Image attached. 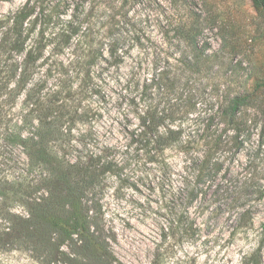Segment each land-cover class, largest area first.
<instances>
[{
    "label": "rangeland",
    "instance_id": "obj_1",
    "mask_svg": "<svg viewBox=\"0 0 264 264\" xmlns=\"http://www.w3.org/2000/svg\"><path fill=\"white\" fill-rule=\"evenodd\" d=\"M27 1L0 0V17ZM41 12L28 41L44 49L35 80L51 93L64 88L72 154L88 144L117 163L102 195L114 264H264V11L252 0H47ZM198 32L208 59L188 71L178 60ZM163 69L180 73L181 92L195 91L199 104L179 143L156 152L140 116ZM232 99L235 125L221 118ZM25 161L0 138V178L14 181ZM211 169L201 192L198 175ZM46 260L0 253V264H65L60 252Z\"/></svg>",
    "mask_w": 264,
    "mask_h": 264
},
{
    "label": "trees",
    "instance_id": "obj_2",
    "mask_svg": "<svg viewBox=\"0 0 264 264\" xmlns=\"http://www.w3.org/2000/svg\"><path fill=\"white\" fill-rule=\"evenodd\" d=\"M46 1L28 0L17 11L0 17V138L26 156L14 181L0 178V253L20 250L46 260L60 252L65 264H114L102 195L104 181L114 174L117 163L104 149L96 152L88 144L72 154L74 117L60 97L64 88L51 93L45 91L46 81L35 80L44 65L40 63L44 49L37 39L30 48L28 41ZM252 1L256 9L264 11V0ZM199 35L190 38L192 56L178 60L188 71L199 69L208 59ZM57 48L55 45L54 50ZM201 50L204 58L199 56ZM95 54L93 49L88 51L84 66L91 65ZM181 84V74L172 75L166 69L151 80L155 91H150L151 101L140 116V135L153 151L164 152L179 143L184 134L183 119L199 104V95L192 90L181 92ZM22 96L23 104L16 113L13 108ZM157 96L160 102H156ZM239 106V99H232L221 118L235 125ZM176 122L179 128H174ZM215 174L211 169L198 175L201 192ZM15 207L22 212L13 211Z\"/></svg>",
    "mask_w": 264,
    "mask_h": 264
}]
</instances>
